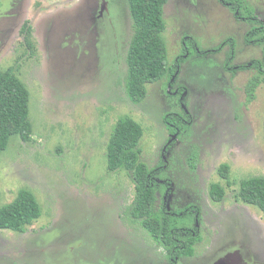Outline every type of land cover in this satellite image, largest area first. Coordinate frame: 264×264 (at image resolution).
Instances as JSON below:
<instances>
[{
  "label": "rangeland",
  "instance_id": "obj_1",
  "mask_svg": "<svg viewBox=\"0 0 264 264\" xmlns=\"http://www.w3.org/2000/svg\"><path fill=\"white\" fill-rule=\"evenodd\" d=\"M248 1L264 20V0ZM164 20L169 64L184 55L185 37L189 54L178 80L149 85L135 105L126 89L127 0H0V72L29 90L32 124L28 141L14 136L0 153V208L29 189L42 209L24 233L0 229V264H171L131 216L132 172L109 170L108 145L126 118L144 130L142 162L166 163L157 209L201 210L202 240L178 264H264V216L238 197L241 181L264 178V84L249 103L257 71H227L232 44L224 43L235 40L233 67L262 60L263 49L245 43L251 25L219 0H170ZM168 113L191 117L178 136ZM212 184L224 188L221 202L210 197Z\"/></svg>",
  "mask_w": 264,
  "mask_h": 264
},
{
  "label": "trees",
  "instance_id": "obj_2",
  "mask_svg": "<svg viewBox=\"0 0 264 264\" xmlns=\"http://www.w3.org/2000/svg\"><path fill=\"white\" fill-rule=\"evenodd\" d=\"M169 1L127 0L134 34L127 56L126 89L129 99L135 105L146 100L149 85L167 77L178 80L184 55L189 54L188 37H185L184 55L178 57L173 65L169 64L168 48L163 38L165 7ZM219 1L233 14L237 22L251 25L245 36V43L263 49L262 60L256 59L249 65L233 67L231 62L235 58V40L230 38L224 43L232 44L225 62L227 71L233 74L249 69L257 71V75L249 81L246 88L247 100L252 103L257 98L259 87L264 84V20L248 0ZM190 43L196 44L193 40ZM224 44L217 48L216 52H220ZM205 53L207 52L201 54ZM179 90L184 93L186 87L180 86ZM29 102L30 93L27 87L14 74L0 72V153L7 149L14 136L20 137L23 141L30 139L32 124ZM188 118H191L188 113L185 115L168 113L164 117V122L169 133L178 136L190 125ZM143 135L142 126L133 119L126 118L118 122L108 145L109 170L132 172L135 201L131 216L140 221L151 237L165 248L170 263L178 264L182 258L192 257L196 244L202 240L198 226L201 221V210L195 204L176 212L169 211L164 204L157 209V190L161 183L158 175L163 172L166 163L150 169L142 162L140 142ZM219 174L223 179L229 180L230 166L222 164ZM165 182L167 180L162 181L166 184ZM225 194L224 188L219 184L211 185L210 197L213 201L221 202ZM238 197L245 204L259 209L264 216V178L255 177L241 181ZM41 213V206L34 193L29 189H22L14 202L0 208V229L24 233Z\"/></svg>",
  "mask_w": 264,
  "mask_h": 264
}]
</instances>
